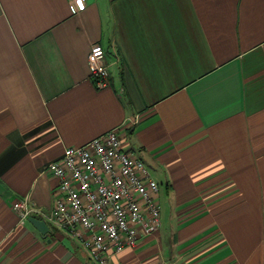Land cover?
<instances>
[{
    "label": "crops",
    "instance_id": "1",
    "mask_svg": "<svg viewBox=\"0 0 264 264\" xmlns=\"http://www.w3.org/2000/svg\"><path fill=\"white\" fill-rule=\"evenodd\" d=\"M84 2L0 0V264H89L12 203L48 211L46 165L111 128L168 216L107 264H264V0Z\"/></svg>",
    "mask_w": 264,
    "mask_h": 264
},
{
    "label": "built area",
    "instance_id": "2",
    "mask_svg": "<svg viewBox=\"0 0 264 264\" xmlns=\"http://www.w3.org/2000/svg\"><path fill=\"white\" fill-rule=\"evenodd\" d=\"M69 2L74 9L85 6L84 0ZM104 53L95 43L87 55L90 78L101 86L108 78ZM45 168L58 179L51 208L40 210L22 197L12 209L20 222L39 214L65 230L86 249L89 264H107L111 255L158 230L159 184L142 160L122 148L117 128L64 147Z\"/></svg>",
    "mask_w": 264,
    "mask_h": 264
},
{
    "label": "water",
    "instance_id": "3",
    "mask_svg": "<svg viewBox=\"0 0 264 264\" xmlns=\"http://www.w3.org/2000/svg\"><path fill=\"white\" fill-rule=\"evenodd\" d=\"M27 220L43 235L47 233L48 226L46 222L38 217L30 215L27 217Z\"/></svg>",
    "mask_w": 264,
    "mask_h": 264
},
{
    "label": "rangeland",
    "instance_id": "4",
    "mask_svg": "<svg viewBox=\"0 0 264 264\" xmlns=\"http://www.w3.org/2000/svg\"><path fill=\"white\" fill-rule=\"evenodd\" d=\"M160 215H161V220L164 221L167 219L168 216V212H164L162 209L160 211ZM165 215V216H164Z\"/></svg>",
    "mask_w": 264,
    "mask_h": 264
}]
</instances>
